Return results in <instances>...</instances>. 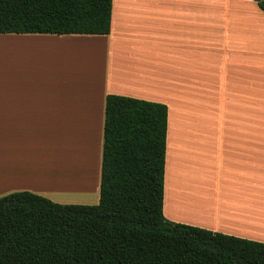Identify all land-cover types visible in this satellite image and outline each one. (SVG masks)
Instances as JSON below:
<instances>
[{"label":"crops","instance_id":"obj_1","mask_svg":"<svg viewBox=\"0 0 264 264\" xmlns=\"http://www.w3.org/2000/svg\"><path fill=\"white\" fill-rule=\"evenodd\" d=\"M111 94L168 108L167 220L264 243L257 0H113L108 35L0 34V198L100 190Z\"/></svg>","mask_w":264,"mask_h":264},{"label":"trees","instance_id":"obj_2","mask_svg":"<svg viewBox=\"0 0 264 264\" xmlns=\"http://www.w3.org/2000/svg\"><path fill=\"white\" fill-rule=\"evenodd\" d=\"M112 1L0 0V34L108 35ZM167 126L165 104L108 95L99 203L1 197L0 264H264L262 242L165 218Z\"/></svg>","mask_w":264,"mask_h":264},{"label":"rangeland","instance_id":"obj_3","mask_svg":"<svg viewBox=\"0 0 264 264\" xmlns=\"http://www.w3.org/2000/svg\"><path fill=\"white\" fill-rule=\"evenodd\" d=\"M209 72H210V69H209ZM204 80H205V77L203 76L202 81H204ZM246 116H247V113H246ZM259 120L260 119H256L257 124L259 123ZM46 147H48V143H46ZM48 159H55L57 161H60L62 159V155L56 154V156H49ZM49 166H51V165H49ZM49 166L47 164L48 171L54 172V171H52V169H49L50 168ZM55 170L57 172L65 171V170L60 169V168L55 169ZM54 178L55 177L48 176L46 181H48L49 179H54ZM261 191L264 192V186H263V189ZM263 196H264V194H263ZM98 197H100V190L91 189L89 192H86V193H83V192L75 193V194L71 195L70 198L62 199L63 203H58V204H63V205H97L99 203Z\"/></svg>","mask_w":264,"mask_h":264},{"label":"bare ground","instance_id":"obj_4","mask_svg":"<svg viewBox=\"0 0 264 264\" xmlns=\"http://www.w3.org/2000/svg\"><path fill=\"white\" fill-rule=\"evenodd\" d=\"M53 171H55V170H53ZM65 174V173H64ZM63 177H67V176H63ZM65 179V178H64ZM56 180H59V178H57ZM60 180H62V182L64 183V184H66L67 183V181L66 180H63V179H60ZM60 182V181H59ZM66 185H68V184H66ZM263 224H264V220H263Z\"/></svg>","mask_w":264,"mask_h":264},{"label":"water","instance_id":"obj_5","mask_svg":"<svg viewBox=\"0 0 264 264\" xmlns=\"http://www.w3.org/2000/svg\"><path fill=\"white\" fill-rule=\"evenodd\" d=\"M262 5L264 6V1L262 2Z\"/></svg>","mask_w":264,"mask_h":264}]
</instances>
